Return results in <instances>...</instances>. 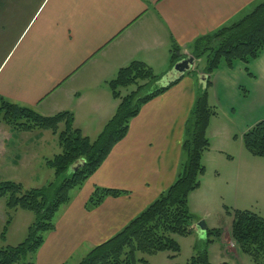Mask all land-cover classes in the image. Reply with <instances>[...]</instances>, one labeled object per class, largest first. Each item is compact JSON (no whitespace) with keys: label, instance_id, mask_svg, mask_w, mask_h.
<instances>
[{"label":"crops","instance_id":"0c3cea01","mask_svg":"<svg viewBox=\"0 0 264 264\" xmlns=\"http://www.w3.org/2000/svg\"><path fill=\"white\" fill-rule=\"evenodd\" d=\"M260 1L0 0V95L45 116L69 111L73 125L94 139L116 109L107 81L119 68L133 60L142 61L158 75L157 87L166 86L174 79L171 39L185 56L191 55L195 40L249 12ZM198 62L201 58L194 66L199 78L204 66L198 68ZM210 81L207 100L217 114L206 130L209 139L231 138L235 132L242 135L264 120V49L248 63L220 66ZM198 85L196 77L185 74L140 107L125 137L59 208L53 230L45 234L33 256L34 264H67L77 256L72 262L76 264L174 182L187 162L182 142ZM32 132L15 131L0 123L3 180L16 173L17 165L25 167L30 152L34 154L32 143L38 142L42 131ZM211 159L209 148L203 154V164ZM258 164L249 159L241 168L248 184L243 202L262 196L260 187L250 186V177L255 173L262 176ZM96 186L127 193L107 196L87 209L86 202ZM13 214L2 236L6 210L4 199H0V246L14 245L13 237L22 231L15 227L19 210ZM225 237L230 239L228 231Z\"/></svg>","mask_w":264,"mask_h":264},{"label":"trees","instance_id":"16d2710c","mask_svg":"<svg viewBox=\"0 0 264 264\" xmlns=\"http://www.w3.org/2000/svg\"><path fill=\"white\" fill-rule=\"evenodd\" d=\"M263 49L264 0L256 3L249 12L195 40L191 55L195 59L204 56L205 84L198 85L190 113L193 129L182 142L187 162L166 190L120 231L92 247L76 264H137L138 261L146 263L143 258L137 259L139 252L152 255L170 251L171 258L178 254L179 246L173 235L185 236L193 231L195 219L188 206V197L200 186L205 172L202 157L210 146L206 130L211 117L217 114L207 100L210 76L220 66L232 68L237 61L248 63L258 57ZM183 57L181 48L171 39V67ZM186 74L197 79L194 69ZM158 78L151 67L142 61L133 60L119 68L115 77L107 81L111 95L117 102L116 109L94 139L73 125V114L69 111L45 116L0 95V123L15 131L50 130L58 134L60 147L59 153L45 158L46 165L53 170V179L45 185L27 189L14 180L0 181V199H4L6 210L2 236L16 210L33 213L25 239L16 245L0 246V264H34V254L43 244L45 234L53 230L54 217L59 208L70 200L71 191L80 188L107 158L113 146L125 137L129 122L139 113L140 107L176 84L182 75L166 86L142 93ZM188 122L189 119L185 133ZM241 138L250 154L264 157V120L248 128ZM125 193L119 189L96 186L86 207L93 208L107 196L117 197ZM206 234L200 251L191 256L186 264H212L206 247L222 233L213 228L206 229ZM230 237L254 264H264V216L250 210L234 209Z\"/></svg>","mask_w":264,"mask_h":264},{"label":"rangeland","instance_id":"374dc122","mask_svg":"<svg viewBox=\"0 0 264 264\" xmlns=\"http://www.w3.org/2000/svg\"><path fill=\"white\" fill-rule=\"evenodd\" d=\"M197 64L198 68L205 65L204 56H202L201 62ZM158 82L159 81L149 84L142 90V93L152 91L157 87ZM192 129L193 124L190 115L186 136L190 135ZM39 131L42 132L38 136V142L32 143L34 154L31 155L30 152L26 166L17 165L16 173L6 177L7 179L10 178L11 180L20 182L23 187L27 189L43 186L53 179V170L46 165L45 158H50L54 154L60 152L58 134L50 130ZM29 133L33 134V132ZM241 136L240 132H235L232 134L231 138L225 139L224 137L214 136L213 139H209L212 159L210 161H205L206 167L204 177H202L201 188L199 189L198 187L196 190L192 191L188 197V206L194 216V221L197 226L190 234L185 236L173 235V238L177 241L179 246L178 254H176L174 258H171L172 252L170 251L157 252L152 255L139 252L137 253V259L143 258L146 263L138 261L137 264H186L191 256L200 251V247L207 238L206 232L203 233L205 236L199 235V231L201 232V230H199V223H203L207 229H219L222 233V237H214L215 239L213 242L206 247L208 259L212 264H220L223 262L227 264H254L250 256L243 253L236 244L230 240V226L234 209L250 210L264 216V157L250 154L245 149ZM27 147L30 148L31 145ZM241 151L244 153V156L241 155ZM17 152L18 151H13V154ZM249 159L259 163L257 168L262 176L256 175L255 173V175L250 177L252 183H250V186L260 187L262 196L260 195L261 197H258L257 194L254 198L249 197V202H243V189L248 186V184L245 183L247 178L245 179L242 177L240 171L244 163ZM3 178L4 177H0V181H4ZM12 215L13 221L14 214ZM15 219L17 231L21 229L22 231L17 232L13 237L15 242L14 245L25 239L27 226L33 219V213L19 209V214ZM226 231L229 232L230 239L225 237ZM75 258H77V256L73 257L67 264H73L72 262Z\"/></svg>","mask_w":264,"mask_h":264},{"label":"water","instance_id":"95a60500","mask_svg":"<svg viewBox=\"0 0 264 264\" xmlns=\"http://www.w3.org/2000/svg\"><path fill=\"white\" fill-rule=\"evenodd\" d=\"M192 63H193V58L192 57H187V58H184V59H181L180 61H178L173 66V69L171 71L172 77L173 78L180 77L185 72L189 71L191 69ZM199 82H201L203 84V86H204V84H205V76L204 75L199 76ZM198 225H199V230L204 232L205 229H206L205 225L203 223H199ZM196 226L197 225H194L193 228L195 229Z\"/></svg>","mask_w":264,"mask_h":264}]
</instances>
